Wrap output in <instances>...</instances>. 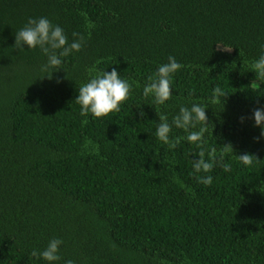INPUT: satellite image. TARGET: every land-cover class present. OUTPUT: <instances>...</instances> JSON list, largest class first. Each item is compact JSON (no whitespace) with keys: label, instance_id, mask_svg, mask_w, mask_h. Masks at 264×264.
I'll list each match as a JSON object with an SVG mask.
<instances>
[{"label":"trees","instance_id":"16d2710c","mask_svg":"<svg viewBox=\"0 0 264 264\" xmlns=\"http://www.w3.org/2000/svg\"><path fill=\"white\" fill-rule=\"evenodd\" d=\"M41 17L69 44L84 37L48 71L39 46L14 47ZM262 55L264 0H0V264H49L31 252L54 238L53 264H264V136L253 115L264 109L253 70ZM170 56L183 67L158 105L143 90ZM113 68L129 98L82 116L79 87ZM216 86L227 96L213 102ZM194 103L207 108L210 173L194 171L201 148L184 129L172 127L174 149L155 135L158 114L171 124ZM245 153L259 159L246 166ZM207 175L211 185L198 182Z\"/></svg>","mask_w":264,"mask_h":264},{"label":"clouds","instance_id":"9594fccd","mask_svg":"<svg viewBox=\"0 0 264 264\" xmlns=\"http://www.w3.org/2000/svg\"><path fill=\"white\" fill-rule=\"evenodd\" d=\"M16 42L14 47L19 50H24L23 45L27 44L30 49H35L37 46L41 51L48 56V64L42 67V71H48L50 68H59L62 63L61 57H67L73 51L79 52L82 48L84 37L78 33H73L74 39L71 44L65 35L63 29L58 25H53L47 18L41 17L39 19L29 18L28 23L16 32ZM59 50V51H58ZM169 62L163 64L158 68L156 77H149L151 83L144 87L143 94L145 97L154 96V103L163 105L171 98V75L180 70L183 65L178 63L175 57L170 56ZM253 70L257 76L264 77V55L259 57L253 64ZM58 71V70H57ZM53 73V72H52ZM52 73L48 78H51ZM132 85L127 80H122L115 68L111 72L104 71L98 73L90 79L89 82L79 87V94L76 102L81 105V115L86 116L88 113L93 114L94 117L100 118L120 110V105L125 102L130 95ZM227 94L219 87L213 89V102L217 98H224ZM206 106L201 104H192V106H181L179 113L173 117L171 124L165 115H159L158 127L156 129V137L174 149L179 145L181 138L177 137L170 140L169 134L172 127L184 129L188 132L186 136L187 141L196 144L201 150L198 153L199 159L193 160V169L196 173H210L214 165L217 163L216 148H212L206 152L202 145L205 142L204 137L207 132L208 117L206 115ZM255 125L261 127V136H264V109L253 110ZM144 113L141 112V117ZM244 118H241L243 122ZM87 123V121H85ZM203 125L196 129L197 125ZM259 141V137L256 138ZM90 143V142H89ZM223 152L233 151L231 144L222 146ZM238 160L251 167L254 159H259L257 156L249 153L237 155ZM223 159V156L220 157ZM221 167L225 172L231 171L230 163H221ZM198 182L204 185H211L213 177L211 175L198 176ZM63 243L60 239H52L49 241L47 247L42 251L33 250L31 256L43 258L49 264H53L61 259L59 255V246ZM65 264H74V261L68 260Z\"/></svg>","mask_w":264,"mask_h":264}]
</instances>
